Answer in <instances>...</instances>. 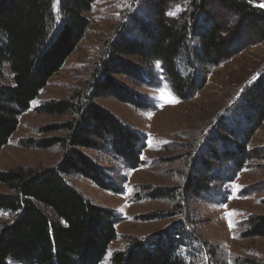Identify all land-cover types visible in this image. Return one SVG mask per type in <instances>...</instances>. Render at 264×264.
<instances>
[{
	"label": "trees",
	"instance_id": "1",
	"mask_svg": "<svg viewBox=\"0 0 264 264\" xmlns=\"http://www.w3.org/2000/svg\"><path fill=\"white\" fill-rule=\"evenodd\" d=\"M94 1L57 0L56 14L54 0H0V149L16 130L18 116L82 39L88 27L84 13ZM174 1L180 0H143L142 11L128 17L124 30L105 45L89 84L90 99L110 96L136 109L150 107L144 95L114 75L152 85L157 68L177 98L190 99L239 42L264 41V7L254 0H187L180 17L169 18L167 7ZM5 64L12 84L2 82ZM249 89L228 115L234 128L222 118L201 140L204 158L195 164L196 176L188 177L189 190L204 191L206 181H221L225 171L244 166L249 141L264 120V73ZM36 111L69 116L45 128L65 135L36 143L43 149L59 146L62 157L56 167L0 171V184L7 188L0 192V211L14 214L0 224V264H99L116 238L114 212L92 204L65 177L78 174L118 192L113 178L82 150L105 151L135 169L142 164L144 136L80 93L48 100ZM250 222L248 236L264 237V215ZM181 228L168 226L132 242L113 253L110 264H195L179 251L185 240L194 239Z\"/></svg>",
	"mask_w": 264,
	"mask_h": 264
},
{
	"label": "rangeland",
	"instance_id": "2",
	"mask_svg": "<svg viewBox=\"0 0 264 264\" xmlns=\"http://www.w3.org/2000/svg\"><path fill=\"white\" fill-rule=\"evenodd\" d=\"M254 1L264 7V0ZM142 7L143 0L93 2L84 13L88 27L82 39L30 107L18 116L16 130L0 149V171L56 167L62 149L57 145L38 148L36 143L42 138L65 135L62 130L45 128L61 124L69 116L41 113L36 108L48 100L86 95L127 128L143 134L145 140L142 164L135 169L127 168L105 151L82 150L113 178L118 192L101 189L78 174L65 177L92 204L114 212L116 238L99 264H110L113 253L126 250L136 240L179 225L194 237L184 239L179 248L190 262L261 264L264 237H250L247 232L253 217L264 215V120L249 141V156L241 169L225 171L221 181H206L207 189L198 193L188 189L191 185L186 188V184L189 176H196L197 161L204 158L198 150L201 140L208 139L222 118L234 128L228 115L231 111L235 114L251 84L264 73V41L239 42L229 59L210 69L206 84L190 99L177 98L158 68L152 85H147L146 79L138 83L121 74L114 75L121 84L144 95L150 107L136 109L110 96L90 99L89 84L106 43L119 29L122 32L128 17L140 13ZM186 7L187 0L174 1L168 5L166 16L178 18ZM53 11L58 12L57 0ZM4 75L2 82L12 84L7 64ZM0 192H7L2 184ZM13 215L0 211V224L9 223ZM8 264L18 263L9 260Z\"/></svg>",
	"mask_w": 264,
	"mask_h": 264
}]
</instances>
